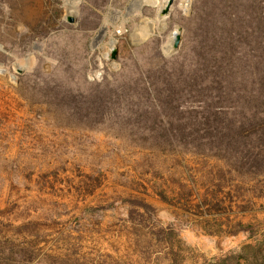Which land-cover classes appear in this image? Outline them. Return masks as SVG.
I'll list each match as a JSON object with an SVG mask.
<instances>
[{"label": "rangeland", "instance_id": "obj_1", "mask_svg": "<svg viewBox=\"0 0 264 264\" xmlns=\"http://www.w3.org/2000/svg\"><path fill=\"white\" fill-rule=\"evenodd\" d=\"M130 2L0 0V264H264V0Z\"/></svg>", "mask_w": 264, "mask_h": 264}, {"label": "trees", "instance_id": "obj_2", "mask_svg": "<svg viewBox=\"0 0 264 264\" xmlns=\"http://www.w3.org/2000/svg\"><path fill=\"white\" fill-rule=\"evenodd\" d=\"M250 15L252 14V12H249ZM248 13V14H249ZM252 16H254V14H252ZM256 17H258L256 15ZM256 21V26H254V29L256 30V36L253 37V39H248L246 36L241 37L242 40H246L245 42L248 44H252L254 43L253 47L254 50L256 51V63H255V70H254V76H255V80H254V84L257 83L258 87H257V92H255V95H251L249 97H245L244 101L241 102L240 107H238L241 111L245 114H248L247 112H251L253 107H252V99H254V101H259L260 105L263 106L264 108V19H257ZM252 23V22H251ZM241 24V23H240ZM254 24V23H252ZM250 24V25H252ZM231 27H237L236 24L231 23ZM242 27V25H241ZM217 40V39H215ZM222 47H224L225 50L228 49V47H231L232 44V39L229 38L226 41H222ZM229 93V92H226ZM174 94L175 92L173 90H168L167 93H165V97L164 99H162V103L165 106L169 105V103H172L174 100ZM176 107V106H174ZM178 108V107H177ZM235 109V107L233 108ZM263 130V128H262ZM177 136V135H176ZM238 151H235V154L233 156V158L238 161L239 160V164L237 166L239 167H245L247 168V171L252 172L253 168H259L261 171H259L261 174H264V147L261 146L259 148V150L255 153L252 152V150L250 148H245V149H237ZM253 157V158H252ZM255 158V159H254ZM257 160V161H256ZM256 162V163H255ZM260 163V164H259ZM165 191L162 190L160 195L162 197V199L164 200H168L167 197L162 193ZM215 198L217 199L216 202V207L220 208L222 206V200L218 199V196L216 195ZM139 206L143 207L146 212L149 211H154V207L149 204L146 203L145 201H139L137 203ZM170 234H173V236H175L177 232H175V227L172 226V228H170ZM246 231V232H251L252 234L255 233V229L254 227H252L251 225L248 224H243L240 223L239 224V228L237 229V231Z\"/></svg>", "mask_w": 264, "mask_h": 264}, {"label": "bare ground", "instance_id": "obj_3", "mask_svg": "<svg viewBox=\"0 0 264 264\" xmlns=\"http://www.w3.org/2000/svg\"><path fill=\"white\" fill-rule=\"evenodd\" d=\"M166 1L167 0H165V2H162V4H160L159 7L161 8L162 6H164ZM66 2L68 5H75L76 4V0H66ZM158 2H159V0H131L127 9H128L129 13H134L137 10H140L145 4H150V3H156L157 4ZM107 22H108V18H106V20L104 21V26L107 24ZM155 25H156V20H153L152 18L151 19L150 18L142 19L141 22L139 23V25L134 30V33H133L134 37L136 39H140V38L145 37L147 34H149V32H151L155 28ZM167 48H170V44L168 45ZM24 67H26V66H24Z\"/></svg>", "mask_w": 264, "mask_h": 264}, {"label": "water", "instance_id": "obj_4", "mask_svg": "<svg viewBox=\"0 0 264 264\" xmlns=\"http://www.w3.org/2000/svg\"><path fill=\"white\" fill-rule=\"evenodd\" d=\"M174 0H167L165 5L162 7L161 11H160V15H164L169 11L170 5L172 4ZM68 21H73L74 20V16L73 15H68L67 17ZM182 30L181 26H177L176 30L173 32V36H172V40H171V44H170V48H168L167 53L171 54L173 53L176 49H178L179 45H180V41L182 38V35L180 33V31ZM106 31V25H103V28L100 30V34H98L97 36H103L105 34ZM112 43L114 45L113 49H112V54L111 57L112 58H117L118 55V50L115 46L116 41L112 40Z\"/></svg>", "mask_w": 264, "mask_h": 264}]
</instances>
